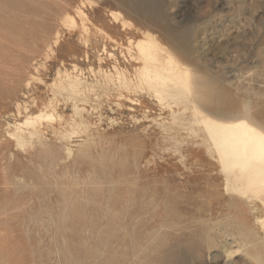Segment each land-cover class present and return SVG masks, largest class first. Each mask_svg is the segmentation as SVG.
<instances>
[{
  "label": "rangeland",
  "instance_id": "1",
  "mask_svg": "<svg viewBox=\"0 0 264 264\" xmlns=\"http://www.w3.org/2000/svg\"><path fill=\"white\" fill-rule=\"evenodd\" d=\"M82 1L88 32L62 18ZM156 1L158 18L121 0H0V264H262L237 248L262 232L226 192L191 100L172 114L98 70L133 73L128 38L150 31L202 72L208 109L264 123V0ZM62 70L95 89L78 110L49 86ZM51 98L55 118L18 143L12 124Z\"/></svg>",
  "mask_w": 264,
  "mask_h": 264
},
{
  "label": "bare ground",
  "instance_id": "2",
  "mask_svg": "<svg viewBox=\"0 0 264 264\" xmlns=\"http://www.w3.org/2000/svg\"><path fill=\"white\" fill-rule=\"evenodd\" d=\"M121 1L128 3L146 17L158 18L156 13L159 9V5L156 0ZM63 3L66 7L71 6L68 1H64ZM83 5L84 1L79 5L73 6L74 14L66 10L62 18L68 20L71 24L70 26H80L82 32H88L86 23L87 21L90 22V17L83 10ZM77 18L80 19V22ZM157 20L163 21V19ZM121 24L123 28H125L128 23L122 21ZM118 46L123 48V44L119 43ZM105 48L106 47H104V49ZM125 49H127L128 55L125 57V54H123V56L129 61L135 62L133 65L135 66L133 73L119 67L117 64H114L111 69L100 68L98 74L104 85L111 86L112 89L117 90L121 96L124 95V93L144 92L146 97L153 99L156 104L158 103L169 107L173 112L172 114L177 112V110L174 109L173 103L180 104L191 100V103H193L191 105L193 106H191L190 109H192L191 113L195 118V123L203 130L206 139L217 156L218 163L225 172L226 192H229L232 198L239 199L240 201L236 200L237 203L247 207L248 211L253 215L255 224L262 232V234L257 235L259 243L257 242L256 244L254 241H248L246 244L237 246V248H242L243 250V246L253 245L256 248L254 259L256 258L264 264V123L259 120L262 122L260 123L258 119H256L257 115L254 117L250 114V108L248 109L249 112L244 111L241 113L237 110L234 111L230 109L225 111H222V109H208L206 106H208L210 93L208 91V83L205 81L202 72H197L189 64L177 58L173 54L174 52L167 45H164L152 32L142 31L140 37L128 38ZM91 69L93 68L91 67ZM38 79H40V77ZM49 86L56 94L66 93V95L73 98L74 108L77 110L79 109L78 101L83 100V98L87 96V91L94 89H92L90 83L88 84L80 74H74L72 71L70 72L68 70L58 71L56 77ZM129 100L132 102L133 100L135 101V98L133 100L130 98ZM55 102L53 98L49 99L38 111L29 113L23 121H16L17 123L12 124L13 127L11 128L14 130L12 135L16 137L15 139H17L18 143L21 144L27 141V138L32 139L34 137L35 139V136L45 127V122H49L55 118ZM144 103L146 105V107L144 106L146 110H149L150 107L147 102ZM214 104L216 105V103ZM157 124L159 125L158 121ZM96 139L97 138H95V140ZM229 240H231L230 243L237 241H234L232 237H230ZM234 244L237 245L236 243ZM258 244H260V247Z\"/></svg>",
  "mask_w": 264,
  "mask_h": 264
}]
</instances>
